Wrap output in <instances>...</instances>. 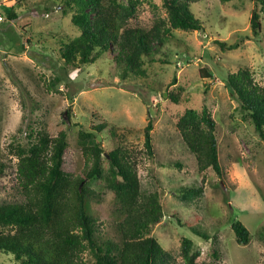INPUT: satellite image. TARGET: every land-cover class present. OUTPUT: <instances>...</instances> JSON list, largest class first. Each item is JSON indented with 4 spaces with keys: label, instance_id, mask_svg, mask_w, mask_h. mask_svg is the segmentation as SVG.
I'll use <instances>...</instances> for the list:
<instances>
[{
    "label": "rangeland",
    "instance_id": "rangeland-1",
    "mask_svg": "<svg viewBox=\"0 0 264 264\" xmlns=\"http://www.w3.org/2000/svg\"><path fill=\"white\" fill-rule=\"evenodd\" d=\"M140 2L131 25L137 22L148 29L157 17L165 16L161 0ZM61 6L62 0H0V163L5 166L0 172V204L16 196L17 159L10 152V144L24 143L29 126L41 122L53 136L67 130V154L74 175H81L85 159L77 143L78 131H92L106 123V128L96 134L105 151L114 140L129 149L142 190L160 189L164 217L150 235L171 255V264H184L180 254L183 237L193 240L202 259L210 264H264V142L243 120L225 82L227 73L247 68L264 86V13L260 0L197 1L191 8L202 21L203 30H174L162 47L144 58L145 77L124 79L110 53L75 70H63L64 44L78 31L71 24V14H64ZM3 7H13L17 18L7 20ZM253 10L260 13L259 34L250 27ZM216 40L240 46L223 50ZM207 70L212 76H205ZM54 75L66 79L50 88L48 83ZM203 106L217 123L221 175L210 167L198 172L195 156L176 127L186 108L201 110ZM149 114L154 117L153 157L146 155L143 146ZM113 129L116 137L111 134ZM102 167L106 171L105 156ZM201 181V193L183 190L197 188ZM86 183L99 194L97 202L90 201V211L103 225L102 235L117 240L110 214L112 192L104 180ZM234 220L247 227V244L236 242L231 228ZM197 231L209 239L204 240ZM0 264L16 263L10 255L0 253Z\"/></svg>",
    "mask_w": 264,
    "mask_h": 264
},
{
    "label": "trees",
    "instance_id": "trees-1",
    "mask_svg": "<svg viewBox=\"0 0 264 264\" xmlns=\"http://www.w3.org/2000/svg\"><path fill=\"white\" fill-rule=\"evenodd\" d=\"M197 1L161 0L165 16L157 17L146 29L137 22L130 24L137 16L140 0H62L61 11L71 14V24L78 31L64 44L63 70H75L110 53L121 70V79L145 77L144 58L162 47L174 30H203L202 21L191 8ZM260 2L264 13V0ZM3 8L7 20L17 18L13 7ZM250 27L259 34L261 20L256 10L252 12ZM26 42L30 44L31 39ZM215 42L223 50L240 46L237 42ZM20 48L24 50V45ZM205 76L212 73L207 70ZM65 79L66 76L54 75L48 86L54 88ZM225 82L238 102L243 120L264 142V86L255 81L247 68L227 73ZM67 95L71 101V93ZM172 99L177 102L176 97ZM153 120L149 114L143 128V146L149 157L154 155ZM176 127L195 156L198 172L210 167L221 175L217 123L210 110L206 106L201 110L186 108ZM105 128L106 123H100L92 131H78L77 143L85 159L81 175H74L67 154V130L53 136L38 122L27 128L24 143L10 144V152L17 159L16 196L0 204V253L10 255L16 264H171V255L150 235L153 226L164 217L160 189L142 190L136 161L129 149L114 140L110 150L105 151L96 135ZM111 134L116 137L114 129ZM103 156L107 161L106 171L102 167ZM4 167L0 163V172ZM97 179L104 180L113 195L110 214L117 240L102 235L103 225L90 211V201L97 202L99 194L86 182ZM202 186L203 181L197 188L183 190L199 194ZM231 228L238 244L249 242V231L240 220L232 221ZM197 234L209 239L199 231ZM212 250L217 257L214 247ZM85 253L89 260L85 259ZM180 254L184 264H210L202 259L201 250L190 238H182Z\"/></svg>",
    "mask_w": 264,
    "mask_h": 264
},
{
    "label": "built area",
    "instance_id": "built-area-1",
    "mask_svg": "<svg viewBox=\"0 0 264 264\" xmlns=\"http://www.w3.org/2000/svg\"><path fill=\"white\" fill-rule=\"evenodd\" d=\"M2 20V16H0V21Z\"/></svg>",
    "mask_w": 264,
    "mask_h": 264
}]
</instances>
